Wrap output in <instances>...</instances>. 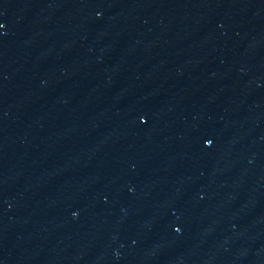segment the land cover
I'll list each match as a JSON object with an SVG mask.
<instances>
[{
  "label": "water",
  "instance_id": "obj_1",
  "mask_svg": "<svg viewBox=\"0 0 264 264\" xmlns=\"http://www.w3.org/2000/svg\"><path fill=\"white\" fill-rule=\"evenodd\" d=\"M0 264H264V0H0Z\"/></svg>",
  "mask_w": 264,
  "mask_h": 264
}]
</instances>
